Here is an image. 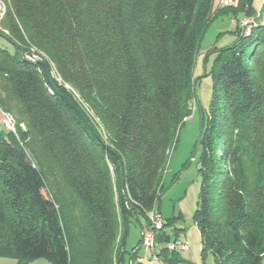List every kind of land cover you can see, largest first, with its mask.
I'll return each instance as SVG.
<instances>
[{"label":"trees","instance_id":"trees-1","mask_svg":"<svg viewBox=\"0 0 264 264\" xmlns=\"http://www.w3.org/2000/svg\"><path fill=\"white\" fill-rule=\"evenodd\" d=\"M252 1L215 10L214 0H7L0 37L13 51L0 47V110L14 117L16 136L0 130V258L126 264L128 227L157 213L171 148L192 113L205 30L217 14L252 17ZM235 26L236 39L211 52L193 223L216 264H261L264 24ZM31 49L93 132L36 63L21 61ZM172 221L155 243L170 242Z\"/></svg>","mask_w":264,"mask_h":264},{"label":"rangeland","instance_id":"rangeland-1","mask_svg":"<svg viewBox=\"0 0 264 264\" xmlns=\"http://www.w3.org/2000/svg\"><path fill=\"white\" fill-rule=\"evenodd\" d=\"M219 1L214 0L215 10L220 9ZM252 5L255 11L252 17H245L241 13L237 15L232 12L221 13L217 14L206 28L200 41L193 70L196 84L192 113L179 130L177 141L171 148L167 160L163 180L164 190L159 202L160 220L164 224L167 220L173 218L171 225L164 227V233L170 242L177 241L188 245V250L179 252V257L181 260L191 264H216L209 253L204 255L201 253L199 233L193 223L200 187L196 145L201 118L207 113L211 99L212 81L209 73L216 56V53L211 52L214 49L221 50L229 46L236 39V21L251 20L252 22L264 24V13L259 16V12L264 6V0H253ZM0 47L7 49L9 52L13 51L12 45L2 37H0ZM52 75L57 77L55 71H52ZM58 81L60 82L59 79ZM0 130L6 133L3 127H0ZM50 180L53 181L55 189L57 188L56 190L60 191L61 196L68 201L70 197L60 180L54 177ZM78 210V207L75 206L74 216L77 215L79 217L80 212ZM145 226L146 221L141 217L130 223L125 243L126 264H170L171 254L162 253L166 248V241L156 242L157 258H153L151 251H146L141 246L142 229ZM27 264L50 263L44 259H39ZM261 264H264V257Z\"/></svg>","mask_w":264,"mask_h":264},{"label":"built area","instance_id":"built-area-1","mask_svg":"<svg viewBox=\"0 0 264 264\" xmlns=\"http://www.w3.org/2000/svg\"><path fill=\"white\" fill-rule=\"evenodd\" d=\"M239 0H220V8H231L238 3ZM7 9V0H0V32L4 35H8L7 31L1 29V22L5 16ZM249 25H253V22L242 20L240 22V27L243 28V33L249 32ZM25 59L31 63L42 62L41 55L37 53L34 49H31L30 53L25 56ZM1 125L6 132L12 133L16 136V124L15 119L12 115L7 113H2ZM147 224L142 229V240L141 246L145 248L146 251H151L153 258H157L156 255V243H155V232H158L162 228V222L158 218L157 213L151 212L148 214ZM166 250L168 252H186L188 250V245L186 243H180L177 241L169 242L166 245ZM183 264V263H177Z\"/></svg>","mask_w":264,"mask_h":264},{"label":"water","instance_id":"water-1","mask_svg":"<svg viewBox=\"0 0 264 264\" xmlns=\"http://www.w3.org/2000/svg\"><path fill=\"white\" fill-rule=\"evenodd\" d=\"M249 26H250V25H249ZM20 58H21V61H23V62L26 61V59H25L22 55H20ZM36 65L39 66V67L42 69L43 76H44V78H45L47 84L49 85L50 89H51L54 93H56L59 97H62L63 100H64L69 106H71V107L73 108V110H75V111L80 115L81 119H82L83 122L89 127L90 131L93 132V129L87 124V121L85 120V118L83 117V115H81V114L79 113V111H78V110H77V109H76V108H75V107L69 102L68 99L64 98V97L60 94V92L58 91V89L56 88L55 84H54L53 81H52L51 75H50L49 70H48L47 66L45 65V63H44V62H37ZM193 88H195V83L193 84ZM200 132H201V127H200V131H199V135H200ZM197 141H199V136H198V140H197ZM198 152H199V148H197V153H198ZM120 178H121V180H123V168H122L121 165H120ZM123 189H124V185H123V183H122V190H123ZM159 202H160V196L158 197V200H157V207H158V210H157V216H158V218H161V212H160V209H159ZM146 225H148L147 222H146Z\"/></svg>","mask_w":264,"mask_h":264},{"label":"crops","instance_id":"crops-1","mask_svg":"<svg viewBox=\"0 0 264 264\" xmlns=\"http://www.w3.org/2000/svg\"><path fill=\"white\" fill-rule=\"evenodd\" d=\"M1 118H2V112L0 110V127H2ZM0 264H16V262L12 259L0 258Z\"/></svg>","mask_w":264,"mask_h":264}]
</instances>
